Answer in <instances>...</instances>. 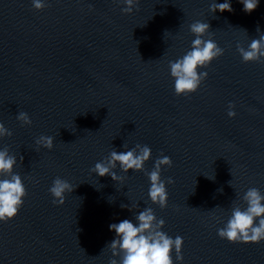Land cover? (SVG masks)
<instances>
[{
	"label": "water",
	"instance_id": "1",
	"mask_svg": "<svg viewBox=\"0 0 264 264\" xmlns=\"http://www.w3.org/2000/svg\"><path fill=\"white\" fill-rule=\"evenodd\" d=\"M211 2L137 0L122 13L119 0H49L43 10L0 0V121L12 131L0 147L17 155L27 189L18 214L0 221V264H108L109 223L145 206L183 236V264H264V241L217 235L248 187L264 192V63L243 62L236 47L264 31V0L251 13L231 0L233 11L214 15ZM197 19L225 51L197 91L176 95L168 61L190 47ZM40 134L54 137L51 150L37 149ZM136 143L152 149L149 170L161 152L172 159L165 208L148 199L143 171L117 168L123 184L90 172L113 146ZM56 176L77 185L61 205L48 191ZM132 201L139 208L120 207Z\"/></svg>",
	"mask_w": 264,
	"mask_h": 264
},
{
	"label": "clouds",
	"instance_id": "2",
	"mask_svg": "<svg viewBox=\"0 0 264 264\" xmlns=\"http://www.w3.org/2000/svg\"><path fill=\"white\" fill-rule=\"evenodd\" d=\"M122 4V13H131L137 0H119ZM243 11L251 13L255 10L260 0H239ZM31 5L36 10H43L49 6V0H31ZM209 11L214 15L217 11H233L231 0H212ZM194 38L190 47L183 55L168 61L169 74L173 78V90L176 95H189L197 91L201 83L208 77V66L211 62L224 54L225 49L213 39V31L207 20L197 19L188 25ZM247 31L246 29H244ZM258 36L252 38L245 47L237 42V51L243 62L264 63V31L257 25ZM170 33L167 29L164 36ZM227 115H236L235 102L229 101ZM17 120L23 125L30 126L33 121L26 111H18ZM12 131L0 121V138L11 136ZM38 148L51 150L54 147L52 135L40 134L35 138ZM123 150L115 146L108 155L97 160L90 168L91 173L97 176H111L114 181L123 184L125 175L132 172L143 171L149 180L148 199L160 208H165L168 203L167 185L174 179L161 175L165 166L172 165L170 156L161 152L154 160L153 167L145 168V163L152 158V149L148 144L136 143L129 147L121 145ZM23 160V157H20ZM17 155L12 153L7 146L0 147V221L14 218L23 206L27 189L24 179L14 169L17 165ZM207 176V175H206ZM214 179L213 176H207ZM38 183V180H34ZM231 184V181H229ZM70 181L56 176L53 178L48 191L52 196L54 205H61L65 201V194L73 192ZM222 190V189H221ZM241 203H234L227 220L222 227L217 228V235L229 242H256L264 241V192L257 187H248L240 197ZM111 202V201H110ZM121 208L129 210L139 208L136 202L120 204ZM219 207V206H217ZM165 220L157 217L151 206H145L133 213V218H124L118 222L109 223L108 227L115 233L113 239L108 241L102 250L108 249L111 253L108 264H183V236L169 235L163 230Z\"/></svg>",
	"mask_w": 264,
	"mask_h": 264
}]
</instances>
